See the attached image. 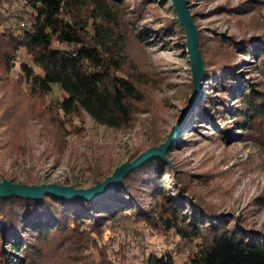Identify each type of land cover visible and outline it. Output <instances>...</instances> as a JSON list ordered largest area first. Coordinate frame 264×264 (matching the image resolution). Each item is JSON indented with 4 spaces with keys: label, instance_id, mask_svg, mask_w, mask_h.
I'll return each mask as SVG.
<instances>
[{
    "label": "trees",
    "instance_id": "1",
    "mask_svg": "<svg viewBox=\"0 0 264 264\" xmlns=\"http://www.w3.org/2000/svg\"><path fill=\"white\" fill-rule=\"evenodd\" d=\"M13 2L18 7L12 8ZM118 2L0 0V74L18 88L47 141L59 153L70 136L82 134L85 116L100 125L124 128L137 115L150 111L154 86L145 71L129 64V37L136 42L162 40L172 33L186 38L175 17L163 23L153 19L151 27L126 26ZM217 9L232 15L255 12L259 17L255 20L261 19L264 26V0L225 2ZM139 14L144 17L142 7L136 18ZM256 34L254 30L205 35L198 30L207 85L195 109L212 134L226 143L249 140L264 158V35ZM21 51L28 61L20 59ZM245 59L257 62L261 80L239 75L237 67ZM15 66L16 74L10 77ZM53 86L61 93L47 100ZM188 86L191 93L192 81ZM213 90L225 94L224 98L211 94ZM18 114L11 119L8 139L0 143L10 157L29 149ZM169 150L165 159L145 160L116 187L91 199L52 194L38 200L0 197V264H127L129 245L116 236L127 225L173 242L183 264H264V237L242 228L235 215L234 223H226L195 191L193 183L202 181L203 174L178 167ZM112 170L104 174L93 167L92 184ZM2 174L14 181L11 174ZM36 180L27 175L21 182ZM143 264H175L174 254L152 250Z\"/></svg>",
    "mask_w": 264,
    "mask_h": 264
},
{
    "label": "rangeland",
    "instance_id": "2",
    "mask_svg": "<svg viewBox=\"0 0 264 264\" xmlns=\"http://www.w3.org/2000/svg\"><path fill=\"white\" fill-rule=\"evenodd\" d=\"M159 1L147 0L144 3L142 0H120V16L126 26L136 23L137 26L147 27L153 19L163 23L165 20L170 21L168 19L171 17L176 18L171 0ZM187 1L196 28L205 35L228 31L248 33L254 30L256 35H264L261 19L255 20L259 18L257 13L250 11L246 15H232L224 9H217L219 4L225 2L235 5L246 0ZM11 7L16 8L18 5L13 2ZM141 7L144 17L139 14L136 18L135 15ZM184 41V37H178L174 33L164 35L162 40L149 38V42H136L133 37H129L126 42L129 64L145 71L150 76V84L154 86L150 94V111L137 115L131 125L124 128L100 125L85 116V129L81 135L68 138V145L63 153H59L47 141L40 124L21 98L18 88L5 82L0 74V143L8 139L10 127L13 125L11 119L18 111L22 112L17 116L18 125L21 126L24 140L29 147L19 157H10L0 149V171L14 176V182H21L24 176L31 175L37 179V184L57 183L76 189L87 188L92 185L93 167L106 174L120 163L129 161L128 157L135 151L141 153L150 146L162 143L180 116L190 94V65ZM241 58L243 56H239V60ZM20 59L28 61L23 51L20 52ZM256 64L254 59H245L237 67V72L243 77L248 75L253 80H261L262 76ZM16 71L17 66L10 77ZM206 81L204 77L200 97L180 122L169 146V156L178 167L203 174L202 181L195 180L193 183L195 191L222 218L227 219L226 223H234L232 216L235 215L242 228L250 229L254 236L264 237V158L251 141L226 143L212 134L209 124L203 120L204 117H196L195 108L206 91ZM147 88L149 92L150 87ZM60 93L59 88L53 86L47 100L59 96ZM211 94L216 97L225 96L219 90H213ZM2 178L11 180V177L3 174L0 175V180ZM116 234L118 239L129 245L127 264H143L146 254L158 249L171 251L175 264H183L182 256L176 252L179 249L175 250L173 242L165 243L166 240L162 237L146 231L137 232L132 225H127Z\"/></svg>",
    "mask_w": 264,
    "mask_h": 264
},
{
    "label": "water",
    "instance_id": "3",
    "mask_svg": "<svg viewBox=\"0 0 264 264\" xmlns=\"http://www.w3.org/2000/svg\"><path fill=\"white\" fill-rule=\"evenodd\" d=\"M171 6L175 12L176 19L185 32L186 51L190 65L191 81L193 88L187 98V103L181 111L175 124L171 127L167 138L158 145H153L139 153L135 158L124 161L114 167L112 172L103 180H96L94 184L87 188H74L68 185L57 183H26L14 182L6 178L0 180V197L18 196L38 200L44 194H52L56 197H67L69 199H91L105 194L108 190L116 187L121 178L131 169L137 167L147 159L162 157L165 159L166 149L170 146L177 133L180 122L186 113L189 112L193 104L202 93V81L204 79V66L201 54L198 49V30L189 12L187 0H171Z\"/></svg>",
    "mask_w": 264,
    "mask_h": 264
}]
</instances>
